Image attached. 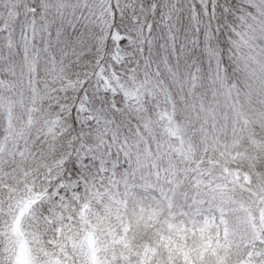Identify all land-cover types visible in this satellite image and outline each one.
I'll use <instances>...</instances> for the list:
<instances>
[{"label":"snow or ice","instance_id":"6c2138e0","mask_svg":"<svg viewBox=\"0 0 264 264\" xmlns=\"http://www.w3.org/2000/svg\"><path fill=\"white\" fill-rule=\"evenodd\" d=\"M0 264H264V0H0Z\"/></svg>","mask_w":264,"mask_h":264}]
</instances>
